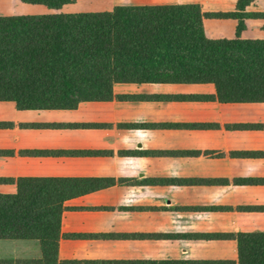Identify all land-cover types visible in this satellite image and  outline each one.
Listing matches in <instances>:
<instances>
[{"label":"crops","instance_id":"crops-1","mask_svg":"<svg viewBox=\"0 0 264 264\" xmlns=\"http://www.w3.org/2000/svg\"><path fill=\"white\" fill-rule=\"evenodd\" d=\"M111 89L71 108L0 101V180L61 179L72 195L54 264H236L241 234L264 233V101L219 100L210 82ZM0 264L51 261L12 239Z\"/></svg>","mask_w":264,"mask_h":264},{"label":"trees","instance_id":"trees-1","mask_svg":"<svg viewBox=\"0 0 264 264\" xmlns=\"http://www.w3.org/2000/svg\"><path fill=\"white\" fill-rule=\"evenodd\" d=\"M76 0H0L41 13L0 14V101L19 109L108 100L115 82H210L222 101H264V0H118L110 10L58 11ZM0 240H37L54 264L61 179L0 180ZM238 240L236 264H264V233Z\"/></svg>","mask_w":264,"mask_h":264},{"label":"rangeland","instance_id":"rangeland-1","mask_svg":"<svg viewBox=\"0 0 264 264\" xmlns=\"http://www.w3.org/2000/svg\"><path fill=\"white\" fill-rule=\"evenodd\" d=\"M176 0H132L136 5L138 4H148L153 2L160 3H170L175 2ZM118 0H76L74 3L65 5L58 11L62 12H78V11H100V10H110L117 3ZM7 2H0V4L6 5ZM23 5V4H22ZM19 5L16 8L17 13H41L47 11L46 8L40 6H32V7H21ZM27 8V9H24ZM9 8H5V6H0V14H4L7 12Z\"/></svg>","mask_w":264,"mask_h":264}]
</instances>
